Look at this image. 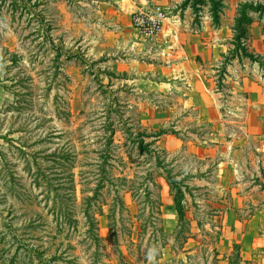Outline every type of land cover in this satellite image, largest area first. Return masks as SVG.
I'll list each match as a JSON object with an SVG mask.
<instances>
[{
    "label": "rangeland",
    "instance_id": "374dc122",
    "mask_svg": "<svg viewBox=\"0 0 264 264\" xmlns=\"http://www.w3.org/2000/svg\"><path fill=\"white\" fill-rule=\"evenodd\" d=\"M91 1L0 0V264H206L228 200L220 164L232 159L250 200L263 202L264 133L254 141L236 123L216 133L188 114L169 118L160 99L150 117L144 96L89 52L111 32ZM245 3L264 24V0ZM250 62L264 80V62ZM183 132L199 149L164 148ZM166 201L181 212L169 233ZM246 204L242 220L255 212ZM195 239L208 246L186 260Z\"/></svg>",
    "mask_w": 264,
    "mask_h": 264
},
{
    "label": "crops",
    "instance_id": "0c3cea01",
    "mask_svg": "<svg viewBox=\"0 0 264 264\" xmlns=\"http://www.w3.org/2000/svg\"><path fill=\"white\" fill-rule=\"evenodd\" d=\"M245 1L248 0H221L219 25L216 27L206 9L205 14L200 12L195 16L190 6H182L183 0L91 1V4L107 9L102 18L111 23V32H107L104 38V49H90L89 52L103 59V69L108 75L119 77L121 83L131 84L144 96V101L149 102L150 117L159 116L157 99L165 100L169 118L188 114L193 125L210 126L216 133L229 130L228 124L236 123L235 130L255 141L264 133V80L255 71L259 70L258 62L250 61L252 58L264 62V24L254 19L255 14H250L252 24L248 27L244 47L247 56L239 53L234 58V27L238 9ZM148 5H160L168 15L160 33L152 39L137 34L131 27V15ZM226 58L227 63L223 61ZM222 70L227 74L220 79L227 95L226 91L221 92L223 90L219 89L217 82ZM237 98L241 99V110L227 108L226 104ZM161 125L160 128L166 123ZM183 136L184 132L164 136V148L170 152L186 146L199 149L190 142L187 144V138ZM225 148L231 150L230 146ZM225 159L228 163H221L219 167L221 184L218 188L222 197L228 200L220 206V225L215 227L222 234L210 245L206 254L210 258L204 263L264 264V200L261 203L250 200L251 195L239 183L243 176L237 165L232 159ZM228 165L230 169H226ZM259 177L263 180L261 175L254 178ZM246 203L255 207V212L248 220H242L237 214L248 207ZM166 204L162 208L163 227L169 233L176 229L179 218L176 210L168 206V201ZM206 246L199 239L188 240L182 249L184 259L194 258L198 250ZM164 262L165 259H158V264Z\"/></svg>",
    "mask_w": 264,
    "mask_h": 264
},
{
    "label": "trees",
    "instance_id": "16d2710c",
    "mask_svg": "<svg viewBox=\"0 0 264 264\" xmlns=\"http://www.w3.org/2000/svg\"><path fill=\"white\" fill-rule=\"evenodd\" d=\"M185 6H190L193 9V13L196 16L202 8L209 7V16L212 19L213 25L216 27L219 25V13L221 9V0H186ZM247 10V12H246ZM259 11V10H257ZM256 11L253 10L252 4L244 3L239 11H238V18L235 22L234 27V46H235V55H237L239 52L244 55H246L245 49L241 46L242 40H247L248 38V27L252 24V19L250 17V14H255ZM233 58V57H232ZM252 59V58H251ZM222 78V77H221ZM164 134V133H162ZM161 135H158L160 137ZM148 149V148H147ZM158 162V161H157ZM159 163V162H158ZM160 164V163H159ZM175 210L178 215L179 220L181 219V212L178 206V203L175 202ZM155 260V258H154Z\"/></svg>",
    "mask_w": 264,
    "mask_h": 264
},
{
    "label": "built area",
    "instance_id": "2783aa9c",
    "mask_svg": "<svg viewBox=\"0 0 264 264\" xmlns=\"http://www.w3.org/2000/svg\"><path fill=\"white\" fill-rule=\"evenodd\" d=\"M167 18L168 15L163 7L148 5L131 15V27L137 34L152 39L160 33ZM245 45L246 40H242L241 46L243 49Z\"/></svg>",
    "mask_w": 264,
    "mask_h": 264
}]
</instances>
